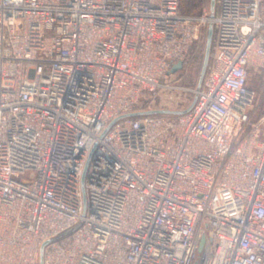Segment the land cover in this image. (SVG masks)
<instances>
[{
  "label": "built area",
  "instance_id": "2783aa9c",
  "mask_svg": "<svg viewBox=\"0 0 264 264\" xmlns=\"http://www.w3.org/2000/svg\"><path fill=\"white\" fill-rule=\"evenodd\" d=\"M211 20L192 109L102 136L185 107L157 101L196 92L180 80ZM253 68L264 0H217L213 18L180 0H0V264H39L80 221L44 264H264Z\"/></svg>",
  "mask_w": 264,
  "mask_h": 264
},
{
  "label": "rangeland",
  "instance_id": "374dc122",
  "mask_svg": "<svg viewBox=\"0 0 264 264\" xmlns=\"http://www.w3.org/2000/svg\"><path fill=\"white\" fill-rule=\"evenodd\" d=\"M210 7V0H180V9L183 13L192 16H198L203 13H208ZM207 25L203 27L201 39L194 45L191 51V64L185 76L180 80L181 84L188 86L190 88H196L202 61L204 55V48L206 42ZM201 44V50L199 52V61H194V54L196 53L197 45ZM213 50V48H212ZM195 52V53H194ZM194 53V54H193ZM212 57V54H211ZM212 59V58H211ZM211 62V60H210ZM248 86L254 89L256 92V97L254 100L255 113L254 119L259 118L264 112V71L255 72L254 68L250 72ZM194 92L186 89L177 90L175 92H167L164 94L162 100L157 102H166L165 105H177L176 102H186L185 107L192 101L194 97Z\"/></svg>",
  "mask_w": 264,
  "mask_h": 264
},
{
  "label": "water",
  "instance_id": "95a60500",
  "mask_svg": "<svg viewBox=\"0 0 264 264\" xmlns=\"http://www.w3.org/2000/svg\"><path fill=\"white\" fill-rule=\"evenodd\" d=\"M217 12V0H210V7H209V12L208 15L209 17L213 18L215 17ZM214 33H215V25L214 22L211 20L208 25H207V34H206V42H205V48H204V55H203V61H202V65H201V69H200V73H199V77H198V81H197V85H196V92L194 94V97L192 99V101L183 108H177V109H171V108H152V109H146V110H137L134 112H129V113H125V114H121L117 117H115L106 127V129L104 130L102 136L112 127V125L117 122L120 119L126 118V117H131V116H139V115H146V114H184L187 113L188 111H190L192 109V107L194 106L195 102L197 101L198 98V91L202 88L203 82H204V78L206 76L209 64H210V60H211V54H212V48H213V40H214ZM182 67V62H178L177 64L174 65L173 70H176L178 68ZM91 157V155H90ZM90 160V158H89ZM89 160L87 162V165L85 167L83 176H82V192H83V200H84V212H86V207H87V199H86V189H85V180H86V169L89 163ZM81 224V221L76 224L75 226H73L72 228H70L69 230H67L66 232H64L63 234H61L58 237L55 238H51L47 241H45L39 250V264H44V251H45V247L48 243H50L51 241L64 236L66 234H69L70 232H72L73 230H75L79 225Z\"/></svg>",
  "mask_w": 264,
  "mask_h": 264
},
{
  "label": "trees",
  "instance_id": "16d2710c",
  "mask_svg": "<svg viewBox=\"0 0 264 264\" xmlns=\"http://www.w3.org/2000/svg\"><path fill=\"white\" fill-rule=\"evenodd\" d=\"M196 47H197V49H196L197 51H196V53L194 52L195 54L193 53L194 54V61L195 60L196 61H199V59H200L199 52L202 49L201 48V44H198Z\"/></svg>",
  "mask_w": 264,
  "mask_h": 264
}]
</instances>
